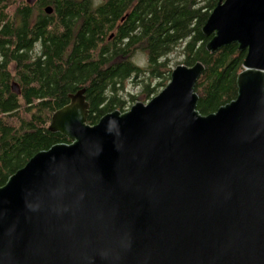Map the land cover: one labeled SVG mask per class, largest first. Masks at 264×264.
<instances>
[{
	"label": "water",
	"instance_id": "95a60500",
	"mask_svg": "<svg viewBox=\"0 0 264 264\" xmlns=\"http://www.w3.org/2000/svg\"><path fill=\"white\" fill-rule=\"evenodd\" d=\"M205 23L209 52L247 53L237 99L198 112L200 61L95 126L71 95L49 128L71 144L0 186V264H264V0H219Z\"/></svg>",
	"mask_w": 264,
	"mask_h": 264
},
{
	"label": "trees",
	"instance_id": "16d2710c",
	"mask_svg": "<svg viewBox=\"0 0 264 264\" xmlns=\"http://www.w3.org/2000/svg\"><path fill=\"white\" fill-rule=\"evenodd\" d=\"M219 0H0V186L38 153L71 144L49 131L53 114L85 90L88 125L151 100L171 81V57L202 63L198 112L216 113L238 97L247 53H216L203 34ZM53 8L51 15L45 9ZM145 53L146 64L136 62ZM127 83L139 92L125 91ZM19 86L20 93L13 90Z\"/></svg>",
	"mask_w": 264,
	"mask_h": 264
},
{
	"label": "rangeland",
	"instance_id": "374dc122",
	"mask_svg": "<svg viewBox=\"0 0 264 264\" xmlns=\"http://www.w3.org/2000/svg\"><path fill=\"white\" fill-rule=\"evenodd\" d=\"M137 59H136V62H138L137 64L139 65H145L146 64V57H145V53L142 52V51H139L138 52V55H137ZM183 57L179 54H174L172 57H171V63H172V67H173V70L178 66V65H181L183 62ZM139 87H134L133 85H131V83H127L126 85V88L125 91H131L132 93H137L139 92ZM150 100H148L146 97H140L139 98V101L138 102H144V103H147L149 102Z\"/></svg>",
	"mask_w": 264,
	"mask_h": 264
}]
</instances>
